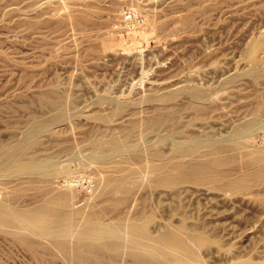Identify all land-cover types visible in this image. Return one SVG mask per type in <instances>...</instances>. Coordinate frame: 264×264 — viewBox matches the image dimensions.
<instances>
[{"label": "rangeland", "instance_id": "374dc122", "mask_svg": "<svg viewBox=\"0 0 264 264\" xmlns=\"http://www.w3.org/2000/svg\"><path fill=\"white\" fill-rule=\"evenodd\" d=\"M129 12L135 21L124 20ZM193 91L198 108L189 107ZM263 104L264 0H0V152L26 146L15 171L0 175V200L15 206L68 189L82 218L108 207L98 196L107 174L137 170L114 214L142 212L156 231L202 236L207 264H264V176L255 174L264 168ZM129 130L130 162L92 158ZM209 140L221 148H192ZM208 158L221 162L187 171ZM168 177L173 185L161 183ZM239 177L247 184L237 191ZM32 246L0 233V264H69ZM128 261L123 253L112 264Z\"/></svg>", "mask_w": 264, "mask_h": 264}, {"label": "bare ground", "instance_id": "6f19581e", "mask_svg": "<svg viewBox=\"0 0 264 264\" xmlns=\"http://www.w3.org/2000/svg\"><path fill=\"white\" fill-rule=\"evenodd\" d=\"M70 17L77 23L88 18L86 14H70ZM257 47V44H253L249 48L250 58ZM262 75V72H255L254 78ZM233 81L234 78H231L227 83ZM175 96V94H167L162 99L170 101ZM191 97L193 100L189 107L198 108V94L193 91ZM150 99L153 97L150 96ZM255 112L258 116H263L264 104ZM62 117L63 111L60 109L52 120H59ZM41 125L42 122L38 121L33 126L36 128ZM131 131L129 130L124 136L113 135L109 139L112 153L95 151L92 153V158L102 161L114 160L116 156H120L121 158L116 159L119 166L130 162L131 158L124 153L126 150L123 141L130 136ZM203 147H207L210 150L209 153L216 152L221 148V142L209 140L203 143L202 141L192 148L198 151ZM25 149L26 146L14 153L8 150L0 152V157L3 158L0 162V175L15 171L14 165L24 157ZM175 150L183 153L188 149L176 146ZM260 152L264 154V150ZM154 154L158 156L157 152ZM220 162L221 160L217 158L204 159L189 165L187 171L203 174ZM34 163L35 158L32 157L23 165L21 164L19 170L30 171ZM176 166L183 167L182 164H176ZM52 170L53 166L48 165L47 171ZM139 174L137 170H128L118 177L107 174L103 180L101 179L103 185L98 196L102 201L107 202L108 207H104L105 205L92 206L82 218L79 216L78 209L73 208L70 202L68 189L26 206H15L11 200L1 199L0 233L23 242L32 251H35L32 244L50 251L55 250L62 254L69 264H112L123 253L129 257L127 264H207L202 261L197 250L198 243L204 240L202 236L191 232L180 233L173 227L164 231H156L151 225V218L142 212L130 217L126 214H114L113 211H116L117 203L120 201L116 198L117 192L124 190L123 183L136 178ZM255 174L257 177L264 176V168ZM65 179V185L71 186V181L74 179ZM245 180V177L232 180L234 190L239 191L244 187L247 184ZM161 183L173 185L175 181L168 177L161 179ZM107 214L112 216L107 219Z\"/></svg>", "mask_w": 264, "mask_h": 264}, {"label": "built area", "instance_id": "2783aa9c", "mask_svg": "<svg viewBox=\"0 0 264 264\" xmlns=\"http://www.w3.org/2000/svg\"><path fill=\"white\" fill-rule=\"evenodd\" d=\"M123 18H124V20L126 22H133V21H135L134 15L132 13H130V12L129 13H125L123 15Z\"/></svg>", "mask_w": 264, "mask_h": 264}]
</instances>
